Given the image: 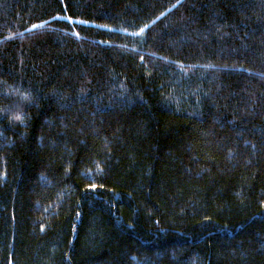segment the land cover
Returning a JSON list of instances; mask_svg holds the SVG:
<instances>
[{"label": "trees", "instance_id": "obj_1", "mask_svg": "<svg viewBox=\"0 0 264 264\" xmlns=\"http://www.w3.org/2000/svg\"><path fill=\"white\" fill-rule=\"evenodd\" d=\"M0 264H264V0H0Z\"/></svg>", "mask_w": 264, "mask_h": 264}, {"label": "snow or ice", "instance_id": "obj_2", "mask_svg": "<svg viewBox=\"0 0 264 264\" xmlns=\"http://www.w3.org/2000/svg\"><path fill=\"white\" fill-rule=\"evenodd\" d=\"M36 27H41V25H33V28H36ZM143 31V29H141V32ZM17 119H19V117H17Z\"/></svg>", "mask_w": 264, "mask_h": 264}]
</instances>
